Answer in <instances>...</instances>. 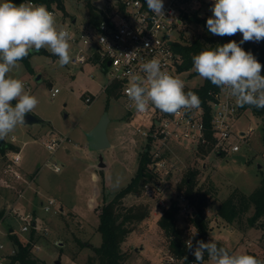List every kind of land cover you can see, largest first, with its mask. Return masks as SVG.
Returning <instances> with one entry per match:
<instances>
[{
  "label": "rangeland",
  "instance_id": "1",
  "mask_svg": "<svg viewBox=\"0 0 264 264\" xmlns=\"http://www.w3.org/2000/svg\"><path fill=\"white\" fill-rule=\"evenodd\" d=\"M92 2L104 10L115 4L112 0ZM212 5L201 7L198 14L211 17ZM65 6V13L57 9L68 23L74 18L77 26L87 22L86 0H66ZM201 32L198 24L183 23L170 36L173 41H184ZM29 60L30 68L20 61L19 67L9 75L21 79L25 89L37 97L39 103L31 113L41 117L45 123L17 125L13 132L0 139L13 144L4 153L0 152V242L5 246L0 254L7 256L5 264H9L12 250L16 252L11 228L14 229L13 235L26 241L33 233L32 227H35L32 248L35 257L50 264L57 260L61 264H88L89 257L95 254L94 248L102 244L98 209L125 187L137 171L147 140L134 128L143 123L127 112L124 95L111 93L108 86L111 76L98 63L79 66L70 62L60 67L58 57L50 51L32 52ZM193 71L194 68L176 71L175 77L185 82V88L199 87L205 79ZM38 75H41L40 79H37ZM56 87L59 92L52 96V89ZM87 95H93L91 103L85 101ZM15 103L12 101L13 106ZM105 112L110 117L108 136L112 146L92 151L86 132L99 122ZM261 120L246 109L233 121L235 129L252 130L250 135L239 141L241 149L238 153L211 151L203 156L194 146L177 147L174 152L179 168L169 181L176 188H161V197H165L167 207L159 205V195L150 196L145 186L141 192L124 198L125 206L148 205L150 208V216L136 224L123 243V250L128 253L124 264H171L166 261L167 244L159 218L162 211L170 206L172 198L178 200L180 208L185 206L181 193L187 188L183 181L191 169L198 170L195 190L208 191L203 215L207 217L212 241L223 242L236 253L249 250L264 252V227L260 223L253 227L244 223L239 229L237 224L230 226L217 217V207L235 188L249 194L264 179ZM54 136H68L71 140L53 152L46 147L45 141ZM17 151H21L22 156L18 169L28 181L31 180L30 185L14 181L5 171ZM235 154L245 156L246 160L234 158ZM101 162L106 165L100 167ZM55 163L62 166L61 171L54 170ZM174 190L180 194H174ZM49 198L56 201L52 211L42 207ZM193 206L197 209L196 205ZM252 213L253 210L247 216ZM27 214L35 218L36 225L31 223L29 230L22 231V226L27 223L24 218ZM192 217L179 213L177 219L180 227L187 228L188 235L199 232ZM203 264L212 262L208 257Z\"/></svg>",
  "mask_w": 264,
  "mask_h": 264
},
{
  "label": "built area",
  "instance_id": "2",
  "mask_svg": "<svg viewBox=\"0 0 264 264\" xmlns=\"http://www.w3.org/2000/svg\"><path fill=\"white\" fill-rule=\"evenodd\" d=\"M112 1L115 4L111 7L108 19L100 23L87 21L80 26H77V21L71 20L68 23L57 8L45 6L54 14L57 26L64 28L70 34L71 63L79 66L89 62L98 63L102 70L107 71L111 76L109 87L115 82L119 83L117 90L127 98V112L132 118L143 123L138 124L134 129L147 140L146 146L149 147L151 157L149 165L156 175L155 181L146 183L145 188H148L146 192L150 196L159 195V205L167 207L168 202L165 197H161L163 191L161 188H176L170 185L169 181L179 168L177 155L174 152L177 147L194 146L199 149L212 146V152L238 153L241 149L239 141L250 135L252 130L235 129L234 122L242 113V109L237 106L235 98L221 91L220 88L209 93L212 96L208 101L209 110L200 106L192 110H181L175 115L162 113L153 106L140 113L136 111L134 103L125 92L133 75L144 76L141 65L152 58L159 59L162 70L175 77L179 59L172 47L171 33L177 31L183 24L185 12H200L201 7L212 5L214 0H164V16H156L150 12L146 0ZM27 2L39 4L33 0L24 3ZM261 75L264 76L263 70ZM57 92H59L58 87L52 89V96ZM93 99V95L85 97L87 103H91ZM70 140L68 136H54L47 139L45 145L54 152ZM21 159V151L15 152L5 171L14 180L30 185L31 180L28 181L18 169ZM61 169L62 166L55 163L54 170L59 172ZM174 194L179 195L180 192L174 190ZM181 198L186 204L182 208L179 207L180 214L185 217L194 216L197 209L189 203L184 193H181ZM55 204V199L49 198L42 207L46 211H52ZM177 204L179 205L178 200ZM24 218L27 223L21 229L27 231L35 218L31 214H27ZM205 218L207 219L206 216ZM198 233L191 234L185 241L188 255L192 258L188 264H196V261L186 242L191 240L194 249L198 240L193 236ZM211 240L212 236L207 234L206 241ZM4 249V244L0 242V250ZM11 253L14 254L15 249ZM6 258V255L0 254V264H5ZM166 261L171 264H180V262L184 264L185 258L167 255Z\"/></svg>",
  "mask_w": 264,
  "mask_h": 264
},
{
  "label": "clouds",
  "instance_id": "3",
  "mask_svg": "<svg viewBox=\"0 0 264 264\" xmlns=\"http://www.w3.org/2000/svg\"><path fill=\"white\" fill-rule=\"evenodd\" d=\"M150 12L164 16V0H146ZM213 15L206 20L207 30L216 36H234L242 33L239 43L230 41L215 48L208 47L192 57L198 75L235 98L237 106L264 109V76L262 65L240 45L245 42L264 41V0H214ZM70 34L43 4L31 2L14 4L0 0V139L25 123L39 101L25 89L23 81L9 75L19 62L31 52L42 48L58 57L59 66L71 62ZM144 76L133 75L126 95L136 111L143 113L153 106L160 112L175 115L181 110H192L201 105L200 97L185 92V82L162 70L157 58L143 63ZM12 101H16L13 106ZM192 250L196 264H203L207 253L212 264H264L254 255L230 252L217 243L186 242Z\"/></svg>",
  "mask_w": 264,
  "mask_h": 264
},
{
  "label": "trees",
  "instance_id": "4",
  "mask_svg": "<svg viewBox=\"0 0 264 264\" xmlns=\"http://www.w3.org/2000/svg\"><path fill=\"white\" fill-rule=\"evenodd\" d=\"M26 1L27 0H12V2L17 5ZM33 1L39 4H44L48 7H56L64 13L66 12V0ZM86 7L88 11L87 21L93 23H100L101 21L108 19L109 13L112 9L111 7H108L107 10L99 8L93 4L92 0H86ZM209 17L210 16L207 14L201 16L198 12L192 11L183 14V23L188 25L198 24L199 27H201L202 32L201 34L195 35L190 40L173 41L172 47L179 59L178 71L193 69L192 57L208 47L215 48L217 45H223L230 41H236L237 43L241 41L242 35L240 36L239 33L234 36L224 37L211 34L206 27V20ZM240 46L245 51H250L261 63L264 75V41H249ZM39 52L48 53V51L43 48ZM31 53L22 60L29 68L31 67L29 60ZM193 73L195 74L196 71L194 70ZM118 85L119 83H113L110 87L111 93L115 96H119L117 90ZM217 89H219L217 86L205 79L201 86L196 88H184V91L195 92L200 97V106H204L209 110L208 101L212 98L209 93ZM241 109L242 111L250 109L254 115L262 119V131L264 137V109H258L248 105L241 107ZM128 117L129 116H127V118ZM12 147L13 144H6L4 141L3 146H0V152L4 153L6 149ZM198 151L201 152L203 156H207L212 151V146L200 147ZM150 161L149 147L146 146L141 152L137 171L130 182L112 199L106 201L103 206L98 209V215L100 217L98 231L102 234V244L94 248L95 254L89 257L88 264H124L128 258V253L126 250H123V243L134 231L136 224L150 216V208L148 205L125 206L124 198L131 193L141 192L146 183L155 181L156 175L153 173L149 165ZM197 173L198 170L191 169L184 178L183 182L187 186L184 190V195L189 200V203L196 205L197 212L201 218V220L197 222L196 218L194 216L192 217V220L199 231V233L193 236V238L207 243L206 236L209 234V227L203 212L208 202V191L205 189L202 191L200 188L197 191L195 190L196 183L194 180ZM179 188L182 189L181 186H179ZM251 210H253V213L250 216H247ZM179 213L180 208L177 204V200L173 199L170 201V206L162 211L159 218V225L163 230L166 239L167 255L184 257V264H188L192 258L188 255L185 241L190 235L186 233L187 228L178 225L177 219ZM217 217L221 218L223 222L230 226L237 224L239 229L243 228L244 223L248 227H253L257 223H260V225L264 227V179L249 194L235 188L229 197L223 200L217 207ZM32 228L33 233L31 234L30 239L26 241L21 240L11 232L14 245L16 246V252L9 256V264H50L33 255L32 248L34 245L33 239L35 227ZM215 243H217L218 246L226 247L230 252H233L225 243L220 241H216ZM247 254L254 255L260 261H264V252L261 253L249 250ZM206 258H208L207 253L204 255V259Z\"/></svg>",
  "mask_w": 264,
  "mask_h": 264
},
{
  "label": "water",
  "instance_id": "5",
  "mask_svg": "<svg viewBox=\"0 0 264 264\" xmlns=\"http://www.w3.org/2000/svg\"><path fill=\"white\" fill-rule=\"evenodd\" d=\"M76 19H73V22H75ZM41 75L37 76V79H40ZM110 122V117L108 115V112H105L99 122L88 132H86L87 141L89 145V149L92 151H101L107 148H110L112 146V143L110 141V138L108 136V126ZM45 121L39 117L38 115L34 113H28L25 117V123L26 125H33V124H43ZM4 141L0 140V146H3ZM220 154V153H219ZM234 158L240 159L242 161H245V156L241 154H235ZM106 164L104 162L100 163V167H104ZM194 217L196 218V221L199 222L201 220L199 214L196 212L194 214ZM33 225H36V222L33 221ZM14 229L11 228L10 232H13ZM60 245H63L62 242L59 243ZM55 264H61L60 260H57L54 262Z\"/></svg>",
  "mask_w": 264,
  "mask_h": 264
},
{
  "label": "crops",
  "instance_id": "6",
  "mask_svg": "<svg viewBox=\"0 0 264 264\" xmlns=\"http://www.w3.org/2000/svg\"><path fill=\"white\" fill-rule=\"evenodd\" d=\"M221 154V153H220ZM9 175V174H8ZM11 176V175H10ZM11 178H12V176H11ZM13 179V178H12ZM14 180V179H13ZM14 181H16V180H14Z\"/></svg>",
  "mask_w": 264,
  "mask_h": 264
}]
</instances>
